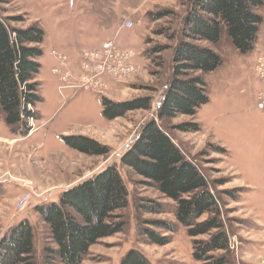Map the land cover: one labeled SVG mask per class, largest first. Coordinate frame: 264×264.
I'll use <instances>...</instances> for the list:
<instances>
[{"label":"rangeland","instance_id":"rangeland-1","mask_svg":"<svg viewBox=\"0 0 264 264\" xmlns=\"http://www.w3.org/2000/svg\"><path fill=\"white\" fill-rule=\"evenodd\" d=\"M186 3V0H0V14L12 18L13 27L24 29L37 24L45 31L40 45L43 54L38 59L41 68L36 76L43 99L34 107L38 118L29 119L30 132L20 135L0 116V245L15 225L27 221L34 229L35 263L46 264L43 250L47 244L53 245V241L49 225L42 221L36 207L58 202L69 187L116 164L130 191V204L123 210L127 225L123 231L92 246L80 264H119L131 249L139 251L151 264H201L193 255V239L184 228L179 227L176 233L158 230L171 235L170 242L161 246L141 234L139 217L177 222L174 202L165 199L156 188L141 185L139 181L143 178L120 161L141 125L156 117L172 80L174 49L179 41L186 40L181 33V20L188 14ZM166 10L172 11L169 17L152 20L149 16L150 12ZM257 11L264 19V5ZM126 20L134 25L129 27ZM258 36L250 53L240 52L225 35L217 44L189 38L195 45L213 49L222 57V64L204 75L208 103L195 115L179 114L167 124L170 136L190 160L197 162L221 195L225 190H236L237 199L222 195L232 236L233 264H264V111L258 107L264 83L255 68L264 49V22ZM107 39L115 40L122 50H133L136 67L119 76L120 83L105 73L101 79L106 86L102 83L91 90L65 88V82L78 87L81 76L87 73L83 67L84 52L92 49L98 52L95 48ZM160 46L162 51L152 58L144 54ZM59 55H66L67 60L61 61ZM62 71L70 72L68 81L63 80ZM144 96L151 98L150 110H128L115 119H107L103 114L102 97L124 102ZM190 122L197 123L200 129L177 127ZM78 134L108 146L109 156L74 150L63 139ZM143 197L168 203V212L160 215L136 212L137 201Z\"/></svg>","mask_w":264,"mask_h":264},{"label":"trees","instance_id":"trees-1","mask_svg":"<svg viewBox=\"0 0 264 264\" xmlns=\"http://www.w3.org/2000/svg\"><path fill=\"white\" fill-rule=\"evenodd\" d=\"M186 1L188 14L181 20V33L186 40L179 41L174 49L172 80L156 117L141 125L120 161L143 178L139 181L141 185L156 188L165 199L174 202L177 222L139 217L140 232L148 241L160 246L167 244L171 235L158 230L176 233L182 227L193 239V255L201 264H233L235 255L223 196L237 199L236 190H225L222 196L197 162L190 160L170 136L167 124L179 114L195 115L208 103L204 75L222 64V57L213 49L195 45L188 39L217 44L225 35L240 52L250 53L264 22L257 11L264 0ZM171 12L154 11L149 16L154 20L169 17ZM10 19L0 14V116L16 133L27 135L31 130L29 119L38 118L34 107L43 100L36 76L41 68L38 59L43 54L40 45L45 31L37 24L24 29L13 27ZM162 49V46L148 49L144 54L152 58ZM191 71L202 74L189 76ZM150 102L148 96L124 102L102 97L103 114L107 119L123 117L128 110H150ZM177 127L200 129L195 122ZM63 139L74 150L109 156L110 148L94 138L78 134ZM129 196L118 166L110 164L63 191L58 202L36 207L42 221L48 223L53 241V245L47 244L43 250L45 263L80 264L101 239L123 231L127 225L123 210L130 204ZM168 210V203L152 198L143 197L136 204L139 213L160 215ZM35 255L34 229L27 221L15 225L0 245V264H36ZM119 264L151 263L139 251L131 249Z\"/></svg>","mask_w":264,"mask_h":264},{"label":"built area","instance_id":"built-area-1","mask_svg":"<svg viewBox=\"0 0 264 264\" xmlns=\"http://www.w3.org/2000/svg\"><path fill=\"white\" fill-rule=\"evenodd\" d=\"M127 25L133 26L134 23L130 20H126ZM98 52L94 50L84 52L85 61L83 62V67L87 71L86 74H83L80 78L78 87L72 86L69 82H65V88H83L86 90H91V88H97L101 86L102 83L104 86L106 84L103 82L101 77L103 74L109 73V76L115 83H120L118 77L123 76L128 72H131L134 69V52L131 49H120L115 40L107 39L99 48H95ZM53 55H57L56 51L52 52ZM61 61H66V55H59ZM256 72L257 75L261 78L264 83V49L261 51V54L256 61ZM56 72H60L56 70ZM64 76L63 80L68 81L71 77L69 71H62ZM108 75V74H107ZM106 75V76H107ZM100 92L101 91H94ZM259 108L264 111V90L258 96Z\"/></svg>","mask_w":264,"mask_h":264},{"label":"crops","instance_id":"crops-1","mask_svg":"<svg viewBox=\"0 0 264 264\" xmlns=\"http://www.w3.org/2000/svg\"><path fill=\"white\" fill-rule=\"evenodd\" d=\"M73 96H75V94Z\"/></svg>","mask_w":264,"mask_h":264}]
</instances>
